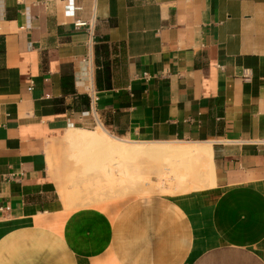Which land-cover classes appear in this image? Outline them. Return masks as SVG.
I'll return each mask as SVG.
<instances>
[{
    "label": "crops",
    "instance_id": "obj_1",
    "mask_svg": "<svg viewBox=\"0 0 264 264\" xmlns=\"http://www.w3.org/2000/svg\"><path fill=\"white\" fill-rule=\"evenodd\" d=\"M71 127L209 143L214 184L68 210ZM0 264H264V0H0Z\"/></svg>",
    "mask_w": 264,
    "mask_h": 264
},
{
    "label": "bare ground",
    "instance_id": "obj_2",
    "mask_svg": "<svg viewBox=\"0 0 264 264\" xmlns=\"http://www.w3.org/2000/svg\"><path fill=\"white\" fill-rule=\"evenodd\" d=\"M65 139L68 142L83 145L98 146L106 154L107 161L99 166L96 180L77 181L74 186L60 184L59 193L68 210L81 206L98 204L104 198L103 194L109 193L110 197L120 194L118 188L128 185L133 192L139 190L137 195L143 196L154 192L180 193L196 189H203L214 184L213 165L211 160V148L209 143L176 142H145L132 141L119 138L107 133L103 129L88 131L80 127L67 129ZM83 156L82 154H80ZM87 159L105 160L104 157L93 154L87 155ZM168 159L173 165H159L154 171L158 179L171 177V185H155L151 180L138 181L140 159ZM90 162V161H88ZM72 188V189H71ZM115 190L116 194H110ZM118 194V195H119Z\"/></svg>",
    "mask_w": 264,
    "mask_h": 264
},
{
    "label": "rangeland",
    "instance_id": "obj_3",
    "mask_svg": "<svg viewBox=\"0 0 264 264\" xmlns=\"http://www.w3.org/2000/svg\"><path fill=\"white\" fill-rule=\"evenodd\" d=\"M99 147L93 146L90 150H86V154H82L83 156L78 153V150L76 152V148L74 145H66L64 146L57 155V158L61 160V164H56V173L59 174V178H56V180L60 181V184H65L69 187L74 186V183L77 181H86V180H96L98 178V173H99V166L104 162L108 160V157L106 158V154H101ZM69 149L71 152L69 153ZM93 154L96 156H100L101 158L104 157L105 160L99 162V159L92 158V159H87V155ZM171 158L168 159H140L137 161V165L139 166V178L138 181L141 182L142 180H150V176L154 175V171H156V168L163 164L164 166H172L173 162L171 161ZM90 161V162H88ZM157 177V176H156ZM152 182V181H151ZM171 177H163L158 179L157 177V182L153 183L155 185H165L169 186L172 184L171 183ZM124 187L121 186V188H118L120 190V194L117 193L116 196L110 197L109 193L107 192L106 194H103L104 198H98L101 199L100 201H110V200H115L119 197H133L137 195L140 191H132L131 187L128 185H123ZM59 187V186H58ZM73 188V187H72ZM71 188V189H72ZM116 188L114 189L113 192L110 194H116L115 193ZM179 193V192H178ZM119 194V195H118Z\"/></svg>",
    "mask_w": 264,
    "mask_h": 264
},
{
    "label": "trees",
    "instance_id": "obj_4",
    "mask_svg": "<svg viewBox=\"0 0 264 264\" xmlns=\"http://www.w3.org/2000/svg\"><path fill=\"white\" fill-rule=\"evenodd\" d=\"M99 54H102L103 56H107L108 54V48L107 45L101 44V45H95V56H96V63L98 64V57ZM102 66V73L97 72V86L102 87V86H110V70H109V63L108 61L104 60L101 64ZM102 81V82H100ZM86 103H88V100H86Z\"/></svg>",
    "mask_w": 264,
    "mask_h": 264
},
{
    "label": "built area",
    "instance_id": "obj_5",
    "mask_svg": "<svg viewBox=\"0 0 264 264\" xmlns=\"http://www.w3.org/2000/svg\"><path fill=\"white\" fill-rule=\"evenodd\" d=\"M79 8H80V7L74 5L73 3H70V4H69V9H70L71 13H72L74 10L79 9ZM86 23H87L86 21H83V20H80V19H76V20H75V25H76V26H85V25H87ZM90 24H91V23H90ZM90 24L88 25V30H91V29H92V25H90ZM144 77H146V74L144 75ZM84 113H87V112H84Z\"/></svg>",
    "mask_w": 264,
    "mask_h": 264
}]
</instances>
